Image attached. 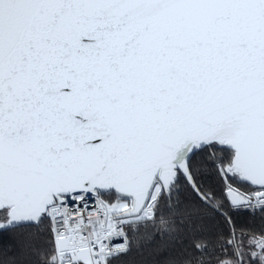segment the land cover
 <instances>
[{
  "label": "snow or ice",
  "instance_id": "snow-or-ice-1",
  "mask_svg": "<svg viewBox=\"0 0 264 264\" xmlns=\"http://www.w3.org/2000/svg\"><path fill=\"white\" fill-rule=\"evenodd\" d=\"M150 225L159 264H264V0H0V264H117Z\"/></svg>",
  "mask_w": 264,
  "mask_h": 264
},
{
  "label": "trees",
  "instance_id": "trees-1",
  "mask_svg": "<svg viewBox=\"0 0 264 264\" xmlns=\"http://www.w3.org/2000/svg\"><path fill=\"white\" fill-rule=\"evenodd\" d=\"M212 186L215 188L217 195H221L219 186H216L214 182H211ZM187 194L181 196V200ZM178 221L177 228L179 229V234L182 238L187 239V237L192 234L191 224H186L179 216L174 217ZM235 221L240 226H249L252 224H258L259 219L253 220L251 216L238 215L234 216ZM199 223L206 225L207 228H210L211 231L215 234H218L221 231H227V225L224 223L222 217H212L209 216L207 220L200 221ZM159 225L155 227L149 226L148 228H142L137 234V243L132 251L123 256L120 260L117 261V264H159V259L161 256L162 243L166 239L157 234ZM47 226H43L40 230L41 235H36L35 229H19L15 233H10L7 238L8 243H12L16 246L17 253H22V245L25 241V238L31 235L32 242L40 247L41 251H44L43 248V238L46 235ZM201 230L198 228L195 235L199 236ZM208 231H204L203 235L208 236ZM18 258L23 259L21 255H18ZM35 260V257H32Z\"/></svg>",
  "mask_w": 264,
  "mask_h": 264
}]
</instances>
